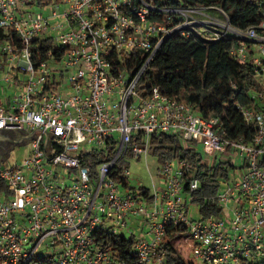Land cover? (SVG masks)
<instances>
[{
	"label": "built area",
	"instance_id": "2783aa9c",
	"mask_svg": "<svg viewBox=\"0 0 264 264\" xmlns=\"http://www.w3.org/2000/svg\"><path fill=\"white\" fill-rule=\"evenodd\" d=\"M167 1L0 0V129L42 130L20 166L0 168V264H27L43 250L54 264H166L170 226L187 230L182 242L195 264H264V20L238 30L219 9ZM34 4L45 13L28 11ZM60 4L67 8L58 11ZM197 27L214 40L234 39L231 54L260 82L257 109L239 107L251 126L246 137L224 138L218 118L158 87L138 92L163 43ZM43 41L51 45L45 52ZM154 133L201 144L216 162L240 159L243 172L219 179L208 200L219 215L189 216L186 199L194 202L200 180L188 160L162 164V188L152 195L130 188L124 158H145ZM137 216L144 238L125 234ZM96 232L132 238V260L98 245Z\"/></svg>",
	"mask_w": 264,
	"mask_h": 264
},
{
	"label": "trees",
	"instance_id": "16d2710c",
	"mask_svg": "<svg viewBox=\"0 0 264 264\" xmlns=\"http://www.w3.org/2000/svg\"><path fill=\"white\" fill-rule=\"evenodd\" d=\"M35 1V0H34ZM43 2V1H42ZM170 6L213 7L221 10L228 24L238 30L259 29L264 12L262 0H168ZM216 13L215 10H210ZM219 18H223L220 14ZM236 41L230 36L214 40V34L204 28L187 29L183 34L169 37L156 53L144 78L138 86L141 97L158 87L170 97L192 105L194 112L203 118H218L223 126L224 138L237 140L250 134L239 107L256 110L258 102L253 94L261 85L248 62H241L231 54ZM51 45L41 42L39 48L45 52ZM41 60H44V54ZM131 56L141 61V54L134 51ZM150 151L162 164L176 159L188 160L195 166V175L200 180V189L193 203L199 208L201 217L219 215V209L208 201L219 191L218 180L230 179V171L236 167L227 162H216L207 166L201 154L183 146L180 137L172 134L154 133L150 140ZM127 186V182H123ZM188 236L183 226H170L164 238L166 264H195L184 256L178 243ZM95 242L114 257L132 260L133 239L109 233L94 234ZM178 242V243H177ZM186 244V243H185ZM186 252L189 251L187 244ZM27 264H54L52 258H34Z\"/></svg>",
	"mask_w": 264,
	"mask_h": 264
},
{
	"label": "rangeland",
	"instance_id": "374dc122",
	"mask_svg": "<svg viewBox=\"0 0 264 264\" xmlns=\"http://www.w3.org/2000/svg\"><path fill=\"white\" fill-rule=\"evenodd\" d=\"M67 7L63 4L58 5L57 10L62 11ZM27 10L32 13H45V9L39 8L36 4L32 6H28ZM225 25L224 23H221ZM256 52V51H255ZM261 83H264V78H259ZM11 94V93H10ZM183 146H188L189 148L194 149L197 153L201 154L202 161L208 163L209 166H212L216 163L212 156H207L204 153L203 147L201 144L194 143H185L182 142ZM30 146L28 143L22 145H13L8 150L7 154L0 160V168H10L13 166H20L24 159H26L30 155ZM220 157V154H216ZM218 157V158H219ZM223 158V157H222ZM233 160V159H229ZM230 161V162H231ZM123 168L127 169L129 172L128 183L131 189L138 190V187H143L147 189L150 195L153 194V189L162 188V180L158 176V170L161 168V163L158 161L157 156L152 154L151 151L148 152L147 156H141L138 159H134L133 157L126 155L124 161L122 163ZM175 165V163H174ZM241 165V161L239 158L234 159V166L236 169L230 171V179L229 182L234 181V179L238 178L240 173L243 171L238 169ZM187 204L189 205V216L192 219L200 218L199 208L196 203H189L188 198L186 199ZM144 208L148 210L151 209L146 204H143ZM143 219L141 216L133 217L129 223L127 224V228L125 230V234L128 236L129 232L132 233L136 238H144L147 233V226L143 223ZM178 243V242H177ZM178 249H181L184 253V256L193 261V257L189 252H186V244L183 242H179ZM43 248H40L42 250ZM47 251L43 250V253H37L35 258H43L46 256Z\"/></svg>",
	"mask_w": 264,
	"mask_h": 264
},
{
	"label": "water",
	"instance_id": "95a60500",
	"mask_svg": "<svg viewBox=\"0 0 264 264\" xmlns=\"http://www.w3.org/2000/svg\"><path fill=\"white\" fill-rule=\"evenodd\" d=\"M42 131L35 129L28 134L22 129H0V160H3L11 146L22 145L36 138L34 132Z\"/></svg>",
	"mask_w": 264,
	"mask_h": 264
}]
</instances>
